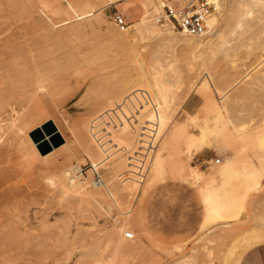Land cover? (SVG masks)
Instances as JSON below:
<instances>
[{
  "label": "rangeland",
  "instance_id": "rangeland-1",
  "mask_svg": "<svg viewBox=\"0 0 264 264\" xmlns=\"http://www.w3.org/2000/svg\"><path fill=\"white\" fill-rule=\"evenodd\" d=\"M96 1L0 0V38L9 39L8 47L15 45L6 64L13 63L17 71L23 67L20 62H28L17 71L22 74H12L7 66L0 76V107L8 106L14 115L5 118L0 112V264H241L254 248L264 245H253L240 258L251 243L240 228L250 234L264 229V177L261 185L251 186L245 174L248 168L259 167L264 152L255 142L242 148L234 140L237 125L250 130L263 125L264 49L252 41L241 42L238 33L245 26L233 22L211 46L188 53L167 44L162 48L155 36L141 29V16L148 14L153 20L158 15L147 13L140 5L143 0L105 8ZM115 12L125 15L127 26L114 23ZM158 27L164 31L167 26ZM258 28L264 35V22ZM123 30L130 31L132 42L122 37ZM19 46L23 50L18 51ZM54 51L72 59H55ZM11 54L21 56V61ZM136 90L150 93L153 108L139 110L138 129L133 132L128 120L117 121L113 114ZM109 114L111 126L104 125L106 132L101 134L94 121L107 120ZM49 117L57 121L69 144L43 158L35 154L27 132ZM216 120L225 124L226 139L231 136L233 150L219 149L225 154L213 147L197 149L199 144L193 145L184 134L174 138L176 125H186L188 134L198 138L199 126H212ZM150 129L157 145L145 178L122 183L119 175L128 168V157L143 139L140 134ZM107 134L113 146L110 160L102 166L104 185L82 183L87 190L101 191L98 201L81 202L75 193L65 194V169L102 162L105 148L100 139ZM230 152L237 156L236 172L225 176L220 172ZM179 158L203 171L205 179L177 171ZM86 171L90 180L93 171ZM69 173L74 177L73 170ZM212 186H223V205L233 204L232 217L225 219L229 227L214 229L206 199ZM235 192L239 195L233 200ZM127 231L135 238H125Z\"/></svg>",
  "mask_w": 264,
  "mask_h": 264
},
{
  "label": "bare ground",
  "instance_id": "bare-ground-1",
  "mask_svg": "<svg viewBox=\"0 0 264 264\" xmlns=\"http://www.w3.org/2000/svg\"><path fill=\"white\" fill-rule=\"evenodd\" d=\"M48 1V0H47ZM85 1V0H84ZM89 1V0H88ZM132 2L131 0H97L96 2H98L99 6L98 7H108V6H111V5H119L121 3H124V2ZM157 3L155 2V0H143L142 4L140 3V5L144 8V10L147 11H152L153 13H156V15L160 14L161 12V9H162V3H161V0H156ZM43 2V0H42ZM95 2V3H96ZM45 4V3H44ZM87 4V3H86ZM93 4V3H92ZM218 12L216 14H213L211 16V19H210V30L208 33H206L205 35L201 36V37H198V38H195V37H188V36H185L183 34H179V32H177L176 30H173L171 27H166L163 30H161V27L159 28L158 27V23H157V17H155L153 20L151 19H148V14L147 16L146 15H143L139 18V20H142L141 22V29H143V32H145L146 34H149V36L153 35L157 38V41L159 43H162V48H163V44H167L166 47H169V48H177V47H181L182 50L186 51L187 53L188 52H194V51H197L199 50L201 47L203 46H211L213 45L216 41L215 39L217 38H223L225 36V29L226 27L231 23H235L236 25L238 24L239 26L242 25V26H245V29H243L241 31V29L239 30L240 32L238 33V37L240 39L241 42H247V41H252L250 43H252L254 45V43L257 44V47H262L264 49V35L259 32V28H258V25L262 22H264V0H220L219 1V4H218ZM226 6H228V13L225 15L226 18H223V13H224V10L226 9L227 11V8ZM49 7V6H48ZM100 9V8H98ZM154 10V11H153ZM40 11V10H38ZM99 11V10H98ZM101 11V10H100ZM43 15V13H40V15ZM150 14V13H149ZM41 15V17H42ZM44 16V15H43ZM224 16V17H225ZM45 17V16H44ZM80 17V16H79ZM82 17V16H81ZM40 18V17H39ZM43 18V17H42ZM47 19V17H45ZM85 18V17H84ZM76 19H80V18H76ZM76 19H73L74 21H76ZM138 20V19H137ZM71 22V21H70ZM78 22V21H76ZM73 23V21L71 22ZM75 23V22H74ZM79 23V22H78ZM33 24V23H32ZM77 23H75L74 25H76ZM80 24V23H79ZM78 24V25H79ZM140 24V23H139ZM234 24V25H235ZM81 26V25H80ZM55 27V26H54ZM77 27V25L75 26ZM79 27V26H78ZM84 28V26H82ZM81 27V28H82ZM109 27V25H108ZM238 27V26H237ZM79 29V28H78ZM163 29V28H162ZM37 31V30H36ZM176 31V32H174ZM12 31H10L9 33H11ZM2 33V32H0ZM30 33V32H29ZM32 33H35V32H32ZM31 33V34H32ZM122 37H124L127 41H131L130 39V31L128 30H123L121 33ZM145 34V35H146ZM30 36V34H27ZM8 37V36H7ZM134 37V35H133ZM178 39V40H177ZM9 40V39H8ZM7 40V42H8ZM26 40V39H25ZM72 40V39H71ZM135 40V38H134ZM172 40H177L176 42L172 41ZM36 41V40H35ZM54 41V40H53ZM58 43H61L59 42V40H55ZM61 41V39H60ZM62 41H64L62 39ZM239 41V42H240ZM7 42H5V39H1L0 38V76L2 74H4L3 72H1L2 70H4L5 67H7L8 63L7 62H10L11 61V58H10V61H8L7 59L9 58V52L12 50V48H15V45L13 47L10 46L8 47L9 45H7ZM66 42V41H65ZM132 42V41H131ZM240 42V43H241ZM13 43V42H11ZM23 43V42H22ZM39 43V42H38ZM67 43V42H66ZM72 43V42H71ZM68 42V44H71ZM242 43V45H243ZM249 43V42H248ZM14 44V43H13ZM24 44V43H23ZM36 44V43H35ZM65 44V43H64ZM251 44V45H252ZM37 45V44H36ZM59 45H62V44H59ZM58 45V48L60 47ZM67 45V44H66ZM218 45V44H217ZM248 45V44H247ZM250 45V44H249ZM250 45V46H251ZM27 47H29L28 45H26ZM31 46V45H30ZM68 46V45H67ZM27 47H24V51L27 53L29 52L28 50H25ZM63 47V46H62ZM61 47V48H62ZM70 47V46H69ZM74 47V46H73ZM157 47V46H156ZM57 48V50H59ZM66 48V47H65ZM68 48V47H67ZM77 48V47H76ZM18 51L20 50H23L21 46H19L18 48ZM16 49V51H17ZM64 49V48H63ZM71 49V48H70ZM161 49V48H160ZM56 50V48L54 49ZM68 50V49H66ZM66 50H63V51H66ZM225 50V49H224ZM13 51V50H12ZM31 51V50H30ZM71 51V50H70ZM15 52V51H13ZM11 52V53H13ZM32 52V51H31ZM30 52V53H31ZM53 52V51H52ZM52 52H50L52 54ZM55 52V51H54ZM19 53V52H17ZM15 53V54H17ZM49 53V54H50ZM70 53V52H69ZM68 53V54H69ZM164 53V52H163ZM262 53V52H261ZM15 54H11V57L13 56V58L15 57ZM20 54V53H19ZM74 54V53H73ZM263 54V53H262ZM21 55V54H20ZM23 55V54H22ZM31 55V54H30ZM29 55V56H30ZM34 55V54H33ZM63 55V52L61 51H57L55 52L52 57L55 58V59H58L60 57H66L67 60L68 57L67 55L64 54ZM72 55V54H71ZM75 55V54H74ZM152 55V54H151ZM168 55V54H167ZM24 56V55H23ZM21 56H19V59H20ZM27 57V56H26ZM31 57V56H30ZM12 58V59H13ZM22 58V57H21ZM61 58V59H62ZM70 58V57H69ZM158 58V57H157ZM264 58V57H263ZM14 59H17L16 57ZM19 59H17L16 61H18ZM24 59H25V56H24ZM24 59H22V61H24ZM72 59V56L71 58ZM81 59V58H80ZM159 59V58H158ZM261 59V58H260ZM47 60V59H46ZM65 60V58H64ZM65 60V61H67ZM155 60L157 59H154L153 62H155ZM160 60V59H159ZM158 60V61H159ZM262 60V59H261ZM21 61V59H20ZM28 61V60H27ZM57 61V60H55ZM62 61V60H61ZM161 61V60H160ZM264 59L262 60V62H260L261 64L263 63ZM26 62V60H25ZM54 62V61H53ZM58 62V61H57ZM63 62V61H62ZM257 63L256 66L259 64L261 65L260 63ZM7 63V64H6ZM17 63V62H16ZM21 65L19 66H23L24 67V64L22 62H20ZM19 63V64H20ZM28 62H26L25 65H27ZM33 63V62H32ZM47 63V62H46ZM52 63V62H51ZM60 63V60L59 62ZM13 64V63H12ZM11 64V67L10 65L8 66L10 69H11V73L13 74V72L15 71L16 74L18 75L19 73L22 74L21 72L17 73V71H22V69H20L21 67H17L19 68L20 70H15L14 68V71L12 69V65ZM14 64H15V61H14ZM50 64V62L48 63ZM61 64V63H60ZM59 64V65H60ZM156 63H154V66H155ZM163 64V63H162ZM6 65V66H5ZM17 65V64H15ZM55 65V64H54ZM157 65V64H156ZM258 65V66H259ZM18 66V65H17ZM255 66V67H256ZM257 66V67H258ZM27 67V66H26ZM34 67V65H33ZM32 68V67H31ZM30 68V69H31ZM8 69V70H10ZM25 69V67H24ZM27 69V68H26ZM35 69V68H34ZM7 70V68H6ZM13 71V72H12ZM25 71V70H23ZM10 73V71H8ZM8 73V74H9ZM7 74V73H6ZM10 74V75H12ZM15 74V75H16ZM5 75V74H4ZM257 76V74H256ZM4 77V76H3ZM2 77V78H3ZM10 76L8 75V78ZM20 77V76H19ZM1 78V77H0ZM4 78H7V76H5ZM3 78V79H4ZM12 77H10L11 79ZM260 78V77H259ZM2 79V82L6 79L3 80ZM20 79V78H19ZM258 79V78H257ZM264 79V75H263V78ZM9 80V79H7ZM17 82H18V79H16ZM21 81V79H20ZM254 81V80H253ZM7 82V81H6ZM5 82V84H7ZM9 82V81H8ZM11 82V81H10ZM12 82L13 79H12ZM239 82V81H238ZM252 82V81H249V83ZM255 82V81H254ZM1 83V82H0ZM16 84V82H14ZM19 83V82H18ZM243 83V82H242ZM14 85V84H12ZM10 85V86H12ZM250 85V84H249ZM3 85H1L2 87ZM253 86V85H252ZM14 87V86H12ZM247 87V86H246ZM249 88V87H248ZM233 89V88H232ZM241 89V88H240ZM246 89V88H245ZM3 99V98H2ZM8 103V102H7ZM5 107V106H4ZM4 107H0V112L2 113H5V115H3L2 117L5 116V118H8V117H13L14 115H12L11 113L13 111H10L11 109H8V106H7V109L10 111H7L6 108ZM10 107V106H9ZM6 112L8 114H6ZM2 113L0 115H2ZM1 117V116H0ZM7 120V119H6ZM4 120H2L3 122ZM48 121H53L54 125L56 126L57 128V131H56V136L62 138V143L57 146V147H54L50 152L46 153V154H42L38 147H37V143H35L32 139H29L31 140V143H32V146L34 147L35 151L36 152L35 154L43 157V158H46V157H49L50 155H52L54 152L56 151H59V150H63V147L67 146L69 144L68 142V139L66 137V134H64V132L59 128L58 124H57V121H55L53 118H50L48 120H46L43 124L41 123L40 125H36L34 127H32L31 129L28 130V134L31 133L32 131H34L35 129L37 128H40L42 127V125H44L45 123H47ZM5 122V121H4ZM3 122V123H4ZM263 125H258L256 126L257 128L255 130H250L248 129L247 126H245V124L243 125H237L236 126V135H235V139L236 142H239V143H242V148L243 147H247L249 144L251 145V143L255 142L257 144V146L260 148V150L262 149L263 152H264V120H263ZM182 124H185V123H182ZM247 124V123H246ZM32 125V124H31ZM30 125V126H31ZM225 125V124H224ZM221 124L220 121L216 120L214 125H200L199 126V130L200 132L198 133V138H194L192 136H190L188 134V132L186 131V125H176L175 126V131H174V138H177V137H180V136H186V139L189 140L190 143H194L198 145V148H204V146H207V147H213L215 150H224V152H226L225 150L229 151V150H233V149H229V144L231 143V141L228 139L229 136H227V139L225 137V126ZM250 126V125H249ZM227 128V127H226ZM173 129V128H172ZM163 132V131H162ZM184 134V135H183ZM234 134V133H233ZM48 138V137H47ZM231 138V136L229 137ZM49 139V138H48ZM29 142V141H28ZM235 144V143H234ZM68 147V146H67ZM232 147V146H231ZM233 147L236 148V146L233 145ZM237 149V148H236ZM245 150V149H244ZM220 151V150H219ZM236 151V150H235ZM221 152V151H220ZM223 152V151H222ZM221 152V153H222ZM223 152V153H224ZM233 152V151H232ZM230 152V154L232 153ZM227 153V152H226ZM237 153V152H236ZM72 154V153H71ZM225 154V153H224ZM94 155V153H93ZM236 154L234 153V156L231 154L230 156H226L225 157V160H224V164L222 165L223 168H222V171L220 172V174H223L225 176H229L231 174H233L234 172H236V168H234V164L236 162V157L235 156ZM40 157V158H41ZM39 158V157H38ZM94 159V157H92ZM96 158V157H95ZM156 159V158H155ZM240 160V159H239ZM162 161V157L158 156L157 158V163L161 162ZM241 161V160H240ZM155 162V161H154ZM238 162V161H237ZM250 162V161H249ZM176 163H177V171H179L180 173H185L187 174L188 176L196 179V180H202V179H205V173L203 171H201L200 169H198L195 165H192L190 164L189 162L187 161H184L183 159L179 158L176 160ZM221 166V165H220ZM215 168V167H214ZM70 170H73L74 173H75V176L74 177H69L68 175L70 174ZM213 170V169H212ZM245 170V169H244ZM81 166L79 164H75L74 166H72L70 169H65V176L66 177V181L63 183L64 180H62V184L63 185V189L65 191V194L68 193V192H73L75 193V195L77 196V199L81 202H86V203H94L96 201H98V197L99 195L101 194V191L100 190H87L86 187L84 188L82 186V183L84 180H81ZM246 171V177L247 179L249 180L250 182V185L253 186V185H261L259 183V179L261 177H264V153L262 154L261 158H260V165L259 167L257 166L256 168L254 167H250L248 168ZM72 172V171H71ZM207 175V174H206ZM62 179V178H60ZM61 181V180H60ZM212 183V182H210ZM249 185V184H248ZM61 188H62V185H61ZM109 188V187H107ZM226 188V187H225ZM258 188V187H256ZM254 188V189H256ZM223 189V186H212V187H209V189H207V192H206V199L207 201L211 204V206L208 208V212H209V215H210V219L212 221L215 222V228L214 229H218V228H223V227H229L230 226V223L228 222V220L226 221L225 219H229L230 217V214H231V211H232V207H233V204L232 205H229V206H226V205H223L221 202H220V190ZM250 190V189H249ZM235 191V190H234ZM246 192V190H245ZM234 195V198H231L233 200H235L239 194H237L236 192L233 194ZM245 194L243 193V196ZM231 196V195H230ZM226 197V196H225ZM245 197V196H244ZM233 200H232V203H233ZM261 202V201H260ZM258 202V203H260ZM262 203H264V201L262 200ZM257 204V203H256ZM209 205V204H208ZM207 205V206H208ZM4 210V209H3ZM233 215V214H232ZM255 216V215H254ZM248 223V221H245ZM243 223V225H245L246 223ZM242 223V222H241ZM1 224V223H0ZM3 224V223H2ZM3 226V225H2ZM126 226V225H124ZM256 227H258L259 225H254ZM1 227V226H0ZM4 227V226H3ZM253 228V226L251 227ZM255 228V227H254ZM213 229V230H214ZM136 230V229H135ZM232 230V229H230ZM240 230H242L244 233H247L246 235V238L248 241H250L251 243L247 246V248L244 249V251L241 253L240 255V258L243 256V254L249 249L251 248L253 245H258V244H261V243H264V229H262V231L260 230H255L253 229V232L252 234L249 233V229L247 230L245 227H242L240 228ZM122 231V230H121ZM137 231V230H136ZM135 232V231H134ZM121 233V232H120ZM113 236V235H112ZM248 236V237H247ZM122 238V237H121ZM126 238V237H125ZM114 239L116 240V238L114 237ZM123 239V238H122ZM121 240V239H120ZM119 240V241H120ZM124 240V239H123ZM116 242V241H115ZM120 243V242H119ZM125 243V242H124ZM124 243H121L119 246H122L124 245ZM240 260V259H239Z\"/></svg>",
  "mask_w": 264,
  "mask_h": 264
},
{
  "label": "built area",
  "instance_id": "built-area-1",
  "mask_svg": "<svg viewBox=\"0 0 264 264\" xmlns=\"http://www.w3.org/2000/svg\"><path fill=\"white\" fill-rule=\"evenodd\" d=\"M220 0H161L162 9L157 17V22L161 25L171 27L173 30L188 36V37H201L209 32L210 30V19L213 14L218 12V4ZM114 23L119 27H124L128 25L127 19L124 14L120 12H115L112 16ZM151 95L146 90H136L131 94L128 99V104L126 102L122 103L119 107L114 110V117L117 121L122 122V120H128L133 126V132H136L138 119L137 114L139 110L146 107L153 108L151 103ZM147 101V104L144 102ZM129 109H131L129 111ZM128 114H126V111ZM104 120L96 119L94 122H99V128H101L100 133L104 134L106 129L104 125H110V114L106 115ZM119 122V123H120ZM137 124V125H136ZM148 134L141 133L138 142L137 149L128 157V168L124 170L120 175L119 179L122 183L128 181L141 182L148 171L149 161L152 156V152L156 149V138L154 130L150 129ZM103 136L100 140L103 142L102 146L105 148L104 156L102 162L98 165L90 164L88 167H81V180L83 182H88L89 187H101L104 185V180L102 177L103 165L106 164L111 155L110 150L113 146V141L109 138ZM216 162H220L217 160ZM87 169L93 171V176L90 180H87L86 174ZM75 176V173H74ZM125 237L128 239H134V233L131 231L125 232Z\"/></svg>",
  "mask_w": 264,
  "mask_h": 264
},
{
  "label": "water",
  "instance_id": "water-1",
  "mask_svg": "<svg viewBox=\"0 0 264 264\" xmlns=\"http://www.w3.org/2000/svg\"><path fill=\"white\" fill-rule=\"evenodd\" d=\"M57 128L53 121H48L42 127L35 129L30 133L31 138L42 154L50 152L54 147L62 143V138L56 136ZM49 139H48V138Z\"/></svg>",
  "mask_w": 264,
  "mask_h": 264
},
{
  "label": "crops",
  "instance_id": "crops-1",
  "mask_svg": "<svg viewBox=\"0 0 264 264\" xmlns=\"http://www.w3.org/2000/svg\"><path fill=\"white\" fill-rule=\"evenodd\" d=\"M241 264H264V245L254 248Z\"/></svg>",
  "mask_w": 264,
  "mask_h": 264
}]
</instances>
